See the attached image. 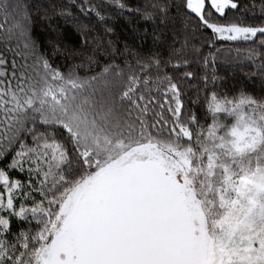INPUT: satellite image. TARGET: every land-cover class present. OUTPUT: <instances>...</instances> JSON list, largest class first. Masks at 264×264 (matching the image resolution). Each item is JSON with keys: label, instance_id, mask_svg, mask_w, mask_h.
Masks as SVG:
<instances>
[{"label": "snow or ice", "instance_id": "6c2138e0", "mask_svg": "<svg viewBox=\"0 0 264 264\" xmlns=\"http://www.w3.org/2000/svg\"><path fill=\"white\" fill-rule=\"evenodd\" d=\"M0 264H264V0H0Z\"/></svg>", "mask_w": 264, "mask_h": 264}, {"label": "trees", "instance_id": "16d2710c", "mask_svg": "<svg viewBox=\"0 0 264 264\" xmlns=\"http://www.w3.org/2000/svg\"><path fill=\"white\" fill-rule=\"evenodd\" d=\"M59 2L67 3L68 0H59ZM100 2L106 3V0H100ZM126 2L135 4L136 0H126ZM258 2L259 0H257V3ZM73 11H75V9H73ZM108 11L112 13L113 15H117V10H115L114 6H109ZM126 15L127 14L117 15V19L111 22L113 26L115 27L116 33L120 37V39L130 37V25H129L128 19H126ZM80 19L83 20L85 23L90 24V26L96 28L98 31L102 30V27L97 23L96 17L93 14H89L88 17H84L83 15H81ZM137 19L138 18L136 17H132L131 22L135 24L137 23ZM56 23L62 26V31L64 32L65 36L68 38L69 42H75L77 40V34L75 33L74 29L70 25L66 24L63 20H58L56 21ZM140 27L141 28L144 27L143 22H140ZM37 31L38 32L40 31L39 25L37 26ZM113 39H115V37H113ZM225 44L227 46V42H225ZM232 47L233 48H236V47L244 48V47H247V45L240 42V43H233ZM248 70L249 69L247 67H243V68L238 67L234 71L233 69L222 70L221 74H224V72L226 71L230 77L234 75L236 79L244 80L245 73Z\"/></svg>", "mask_w": 264, "mask_h": 264}]
</instances>
